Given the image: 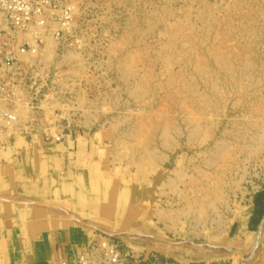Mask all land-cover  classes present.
Returning <instances> with one entry per match:
<instances>
[{"label":"rangeland","instance_id":"rangeland-1","mask_svg":"<svg viewBox=\"0 0 264 264\" xmlns=\"http://www.w3.org/2000/svg\"><path fill=\"white\" fill-rule=\"evenodd\" d=\"M68 2L71 19L1 69L0 156L39 136L90 164L94 238L133 260L248 264L250 205L251 230L264 209V0Z\"/></svg>","mask_w":264,"mask_h":264},{"label":"crops","instance_id":"crops-1","mask_svg":"<svg viewBox=\"0 0 264 264\" xmlns=\"http://www.w3.org/2000/svg\"><path fill=\"white\" fill-rule=\"evenodd\" d=\"M15 147L0 156V264L73 260L104 222L89 196L90 164L79 168L65 146L49 147L39 136L20 138ZM255 207L246 226L258 251L248 264H264V209L256 229L249 227Z\"/></svg>","mask_w":264,"mask_h":264},{"label":"built area","instance_id":"built-area-1","mask_svg":"<svg viewBox=\"0 0 264 264\" xmlns=\"http://www.w3.org/2000/svg\"><path fill=\"white\" fill-rule=\"evenodd\" d=\"M68 0H0V74L20 62L18 54L36 53L46 44L51 24L71 19ZM1 117V113H0ZM12 118V116H9ZM10 123V122H9ZM48 264H177L175 262L130 258L120 240L102 235L85 245L73 260ZM201 264H226L220 261Z\"/></svg>","mask_w":264,"mask_h":264}]
</instances>
